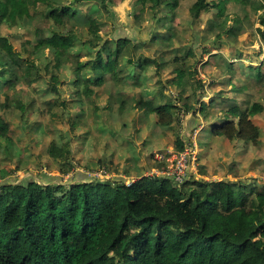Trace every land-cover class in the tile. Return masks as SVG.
<instances>
[{
	"label": "trees",
	"instance_id": "16d2710c",
	"mask_svg": "<svg viewBox=\"0 0 264 264\" xmlns=\"http://www.w3.org/2000/svg\"><path fill=\"white\" fill-rule=\"evenodd\" d=\"M11 1L0 0L8 10L0 15V25L28 27L47 20L51 29L43 41L18 50L8 37L0 38V170L3 161L12 159L14 136L7 120L11 105L14 103L21 113L22 126L28 121L30 108L39 110L43 117L63 118L71 110L68 101L62 99L61 89L65 86L71 88L75 98L84 87L88 95L106 82L111 83L109 91L115 88L120 93L125 86L145 84L150 67L159 69L162 64H171L177 66L172 71L175 77L158 88L161 103L150 109L144 99L148 92H142L132 100V108L149 109L155 126L176 138L169 145L177 152L192 141L191 132L200 121L198 112L206 122L209 120L197 63H188L195 52L194 45L187 47L184 57L177 50L174 58L161 62L157 57L136 54L139 47L149 46L148 41L127 36L104 39L105 22L98 6L108 12L111 0H74L69 5L59 0H15L19 10ZM185 2L191 3L193 29L205 13L217 9L222 14L226 5L223 0H135L134 5L141 13H151L152 23L164 21L162 27L170 33L164 44L170 46L171 20ZM234 5L238 7L236 16L223 15L224 21L216 24L220 29L217 39L226 34L237 40L247 24L257 26L264 44V0H234ZM83 6H88L87 10H80ZM258 12L261 14L256 18ZM252 16L254 20L250 21ZM135 18H139L138 13ZM229 20L233 25L223 30ZM148 34L155 40V33ZM194 36L198 39L200 33ZM78 47L85 52V60L73 52ZM44 50L50 56L39 59L38 54ZM204 52L209 53V47ZM71 63L73 79L66 75ZM230 67L227 73L234 74ZM247 76L260 82L264 74L262 68L251 66ZM46 77L48 88L58 92L59 97L42 101L41 107H35L39 98L24 101L22 88L42 97L37 85ZM190 82L195 86L192 94L185 91ZM173 83L181 88L177 95L171 92ZM233 89L238 88L232 86ZM221 98V103L229 106L230 99ZM194 100L201 103L199 108ZM78 101L86 103L87 97L81 100L80 96ZM190 113L193 119L182 128L184 117ZM263 113L264 103L248 96L239 108L220 113L223 116L205 130L221 138L226 146L238 142L257 145L261 129L254 118ZM81 120L77 116L68 119L72 129L78 128ZM60 134L67 137V133ZM72 140L73 137L60 143L52 140L47 149V156L58 164L60 177L51 179L43 174L41 183L33 178L17 183L0 171V264H264V185L193 178L178 186L166 176L144 177L131 186L119 177L102 181L87 175L83 180L66 182L64 177L81 165L75 160ZM99 163L112 171L107 159ZM163 168L164 163L152 159L148 170ZM16 170H10V175Z\"/></svg>",
	"mask_w": 264,
	"mask_h": 264
},
{
	"label": "rangeland",
	"instance_id": "374dc122",
	"mask_svg": "<svg viewBox=\"0 0 264 264\" xmlns=\"http://www.w3.org/2000/svg\"><path fill=\"white\" fill-rule=\"evenodd\" d=\"M59 1L65 5L74 2V0ZM89 1L95 2L94 0ZM111 1L108 3V12L101 5L98 6L99 16L105 22V28L102 31L104 39L127 36L141 39L140 41H148L149 46L139 47L136 54L149 58L157 57L161 62L164 59L174 58L177 50L184 57L187 47L195 46V52L188 59V63L192 65L197 63L199 78L205 88L206 97L203 98V103L206 104L210 115L206 122L201 113L197 114L200 120L199 125L195 132H191V135L197 133L195 138L199 159L190 172L188 180L193 178L205 181L230 179L249 183L255 187L264 185V113L254 118L255 124L261 129V138L257 145L238 142L226 146L221 138L210 136L211 134L205 130L209 124L211 126L218 117L223 116L233 107L239 108L243 105L245 97L249 96L264 103V76L260 82L247 76L251 66L262 68L264 74V44L260 41V35L256 31L257 26L243 25L242 34L237 40L226 34L219 40L217 34L220 29L216 28V24L224 21L225 17H221L223 15L236 16L238 7L234 5V0H223L226 5L222 14L217 9L205 13L195 29H193L195 22L190 17L191 3L185 2L184 6L178 9L175 20H171L173 40L170 46H166L164 38L170 33L162 27L164 21L152 23L151 13L148 11L141 13L134 5L135 0ZM255 1L257 3L261 0ZM11 5L17 10L20 9L15 0L11 1ZM87 7L83 6L80 10H87ZM7 11L4 5H0L1 16ZM137 13L138 19L135 18ZM260 14L261 12H258L256 18ZM11 18L14 19L15 16L12 15ZM241 18L245 19L244 14ZM253 20L252 16L250 21ZM231 25H233V20H229L223 30ZM48 29H51V24L47 20L28 27L22 25L10 27L3 24L0 25V38L8 37L18 50L23 46L33 47L36 42L43 41ZM149 31L155 33V40L148 34ZM197 33H200L198 39L194 36ZM205 47H209V53L204 52ZM73 52L79 55L81 60L86 59L81 47L74 49ZM160 52L162 55L156 54ZM45 56H50L48 50L40 52L37 57L43 59ZM227 66H231L234 74L227 73ZM72 67L71 63L70 70L66 73L69 79H73ZM175 67L177 66L171 64L168 66L162 64L159 69L152 66L147 73L145 84H141L140 87L125 86L120 93L115 88L109 91L108 86L111 83L106 82L96 93L92 90L93 92L90 91L88 95L85 94L87 89L84 87L79 96L75 98L71 94V88L65 86L61 89L62 99L68 101L71 110L66 111L63 118L61 116L56 118L54 115L43 117L39 110L30 108L28 121L22 126L21 113L13 103L11 112L7 115L14 136L12 159L3 161L4 166L0 171L5 174L6 179L17 183L31 178L41 183L44 179L40 175L43 174L51 179L60 177V172L57 170L58 164L47 156V149L52 140L60 143L73 137L72 146L76 149L75 160L81 165L77 166L74 173L65 176L64 181L75 182L83 180L84 175L90 177L91 174H95V178L98 177L102 181H114L119 177L125 179L126 183L132 184L137 179L148 177L151 172L148 168L152 165L153 153L167 148L170 146L169 142L175 141L176 138L173 139L174 135L167 134L160 127L155 126V120L149 109H133L132 100L140 97L142 92H148L144 99L149 108L152 109L159 105L161 102H159L160 97L157 90L175 77L172 72ZM45 79V82L37 85L42 97L34 91L31 93L28 89H21L24 101L39 98L35 107H41L42 101H50L59 97L58 92L48 88V77ZM232 86L238 89L232 90ZM170 88L175 95L181 90L174 83L170 85ZM116 91L117 94H115ZM185 91L192 94L195 91L194 84L190 82ZM166 94L169 95L168 92ZM80 96L81 100L87 97V102L80 103L78 101ZM221 97L230 99L229 106L221 103L223 100ZM193 104L197 108L201 106L199 100H194ZM69 115L82 119L78 128L72 129V123L68 121ZM1 116L5 117L4 114ZM190 119H193V113L184 117L182 128L184 125L187 127ZM179 126L181 128V125ZM60 133H67V137H62ZM102 159H107L111 163L112 171L101 166L99 161ZM90 166L93 168L92 171H90ZM10 170L16 171L10 175Z\"/></svg>",
	"mask_w": 264,
	"mask_h": 264
},
{
	"label": "built area",
	"instance_id": "2783aa9c",
	"mask_svg": "<svg viewBox=\"0 0 264 264\" xmlns=\"http://www.w3.org/2000/svg\"><path fill=\"white\" fill-rule=\"evenodd\" d=\"M196 134L194 133L191 142H187L185 149L181 152H177L174 147H170L167 149H162L154 152L153 159L155 162H161L165 164V168L163 169H153L150 172L148 177H160L166 176L173 179V181L181 186L186 183L188 180V176L195 164L198 162L199 154L197 150L196 143ZM193 142V143H192ZM95 174H91L90 177L95 178ZM89 177V176H88ZM89 177V178H90ZM96 179H99L98 177ZM141 179H137L130 183L125 184L128 186L133 185L137 181Z\"/></svg>",
	"mask_w": 264,
	"mask_h": 264
},
{
	"label": "crops",
	"instance_id": "0c3cea01",
	"mask_svg": "<svg viewBox=\"0 0 264 264\" xmlns=\"http://www.w3.org/2000/svg\"><path fill=\"white\" fill-rule=\"evenodd\" d=\"M170 147H174V146H172V145H170V146H168L167 148H170ZM167 148H165V149H167ZM162 150V149H161ZM156 152V151H155ZM153 155H154V153H153ZM153 155H152V159H153ZM217 181H221V180H213L212 182H217ZM225 181V180H224Z\"/></svg>",
	"mask_w": 264,
	"mask_h": 264
}]
</instances>
